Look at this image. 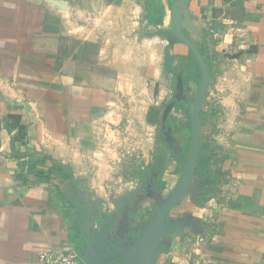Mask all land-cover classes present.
Returning <instances> with one entry per match:
<instances>
[{
	"label": "crops",
	"instance_id": "0c3cea01",
	"mask_svg": "<svg viewBox=\"0 0 264 264\" xmlns=\"http://www.w3.org/2000/svg\"><path fill=\"white\" fill-rule=\"evenodd\" d=\"M175 1L0 0V264L66 248L125 264L175 190L156 138L190 65ZM176 24L209 66L210 189L172 209L145 264H264V0H188Z\"/></svg>",
	"mask_w": 264,
	"mask_h": 264
},
{
	"label": "water",
	"instance_id": "95a60500",
	"mask_svg": "<svg viewBox=\"0 0 264 264\" xmlns=\"http://www.w3.org/2000/svg\"><path fill=\"white\" fill-rule=\"evenodd\" d=\"M187 1L188 0H176L173 3L170 13V33L189 49L200 73L199 89L195 96L194 106L190 112V140L188 153L181 169V177L178 185L171 196L159 207L139 241L129 251V256L126 259L125 264H145L147 254L155 248L158 239L162 234V230L165 226V222L169 216V213L188 194L193 181L195 165L199 154L200 115L209 83V73L206 63L197 47L184 36L176 24L177 14ZM177 89L182 90V81L180 78L177 79ZM172 108L173 104L171 103L164 108L162 116L163 123L166 121L167 116Z\"/></svg>",
	"mask_w": 264,
	"mask_h": 264
},
{
	"label": "rangeland",
	"instance_id": "374dc122",
	"mask_svg": "<svg viewBox=\"0 0 264 264\" xmlns=\"http://www.w3.org/2000/svg\"><path fill=\"white\" fill-rule=\"evenodd\" d=\"M160 14V10L157 7V15ZM158 18V16L156 17ZM155 19V18H154ZM178 60V59H177ZM174 60L172 63L174 64ZM184 66V64H183ZM194 72V71H193ZM187 73V72H186ZM195 74L182 83V90L177 89L176 79L171 76L172 80V94L169 100L166 102V106L168 104H173V108L167 116L165 121V125L160 123L157 135V146L158 140H166L169 146L175 151L177 154L180 153L179 150L183 148H188L189 140H190V112L195 103V96L198 92L200 79L197 78L196 73V81L194 78ZM162 115V112H161ZM188 153V150H187ZM186 155L181 160V166H183Z\"/></svg>",
	"mask_w": 264,
	"mask_h": 264
},
{
	"label": "trees",
	"instance_id": "16d2710c",
	"mask_svg": "<svg viewBox=\"0 0 264 264\" xmlns=\"http://www.w3.org/2000/svg\"><path fill=\"white\" fill-rule=\"evenodd\" d=\"M189 60H190V65L188 64L187 69L190 71V68H191L192 64H194L195 67H196L197 78L200 79V73H199L197 64H196L191 52H190V55H189ZM166 63H167V56H166ZM170 69H171V72L174 75H177L176 74L177 69H173V68H170ZM208 69H209V66H208ZM189 71L186 70L187 73L185 72V74L181 75L180 79H181L182 83L186 80L185 77H186V74L189 73ZM190 75H191V72H190ZM196 79H195V81H196ZM163 124L165 125V122ZM158 148H159V151H161V150H169L172 153V155H174V157L178 161L183 160V158L185 157L184 155H186L187 150H188V148H183L182 150H179L180 153L177 154L175 151H173V149L169 146L168 142L166 140H164V139L163 140H158ZM157 157L159 158V154L156 155V161H155V165H154L155 180L158 179V177H159L158 173L160 172V170H159V160H158ZM204 171H205V166H204V163L202 161V157L199 155L198 158H197V161H196V165H195L193 181L191 183V187H190V190H189V193L192 196H195V197L199 198L204 193L203 191L210 189V187L205 182H203V180H202L203 179L202 178V174L204 173Z\"/></svg>",
	"mask_w": 264,
	"mask_h": 264
},
{
	"label": "built area",
	"instance_id": "2783aa9c",
	"mask_svg": "<svg viewBox=\"0 0 264 264\" xmlns=\"http://www.w3.org/2000/svg\"><path fill=\"white\" fill-rule=\"evenodd\" d=\"M78 254L71 248L55 253L44 251L37 255V264H78Z\"/></svg>",
	"mask_w": 264,
	"mask_h": 264
}]
</instances>
